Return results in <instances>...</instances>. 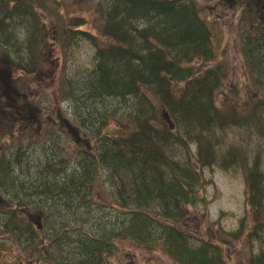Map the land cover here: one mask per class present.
<instances>
[{
  "label": "trees",
  "instance_id": "1",
  "mask_svg": "<svg viewBox=\"0 0 264 264\" xmlns=\"http://www.w3.org/2000/svg\"><path fill=\"white\" fill-rule=\"evenodd\" d=\"M48 5L49 0H0V58L8 73L10 66L20 74L53 66L44 59L56 49L51 53L46 42ZM203 8L197 0H96L94 14L105 40L98 45L86 36L97 48L96 63L60 81L70 85L66 95L74 106L87 110L82 123L93 138L92 144L84 141L86 151H76L72 165L56 144L52 152L39 151L54 118L35 121L34 111L14 113L12 105L0 111V145L5 133L11 137L0 147V236L9 240L1 239L0 246L14 247L3 249L0 264H132L112 260L124 242L158 248L174 264H229L223 244L236 243L247 255L241 264H264V151L248 156L232 138V147L217 154L208 138L215 129L242 132L235 127L244 130L251 123L264 137V101L257 96L256 102L250 97L216 105V89L227 73L221 62L213 63L217 51ZM55 13L64 17L66 10L61 5ZM259 26L243 50L250 75L264 82ZM72 27V38L86 35L79 22ZM7 72L0 71V86ZM26 113V123L15 130L13 116ZM195 141L196 157L189 163ZM240 159L246 215L235 230L213 229L204 218L208 200L200 167L227 168ZM109 178L115 191L106 193L102 183ZM200 203L204 211L195 231L186 217Z\"/></svg>",
  "mask_w": 264,
  "mask_h": 264
},
{
  "label": "rangeland",
  "instance_id": "2",
  "mask_svg": "<svg viewBox=\"0 0 264 264\" xmlns=\"http://www.w3.org/2000/svg\"><path fill=\"white\" fill-rule=\"evenodd\" d=\"M203 8L202 18H206L209 25L212 27L211 34L215 42V48L217 56L214 62H221L225 68L224 71L227 73L224 84L219 86L215 92V103L216 105H222L227 100L229 102L249 100L253 98V102L257 99L254 97L262 95L264 101V82L255 81V78L250 75L252 72L251 64L245 57L242 44L248 42L249 36L255 31H252V25L261 23L259 27L264 28V1L263 0H197ZM94 0H64L62 5L67 10V20L62 16L55 14H49L50 11H45L46 25H58L57 27H64L67 31L71 28L72 24L79 19L81 22V29L85 30L86 35L79 36L75 39L63 38L66 42H59L54 53L50 57L44 55V59L47 63L53 65L49 71L41 69L39 73L20 74L17 69L11 68V72H7V63L3 62L0 58V71L7 72L9 74L8 80L4 82V86H0V111L6 109L7 106L12 105L11 110L20 113L22 111L30 110L31 114L34 111L36 114V120L45 121L46 117L55 118V121L45 126L47 132L44 136V146L39 147L40 153L43 149H51L54 144L58 147V153L62 156H68L69 164L72 165L75 160L74 156L76 151L79 149L85 150L83 143L89 141V144L93 143L91 136H86V127L82 121H84L82 113H87L84 108L73 107V98L70 95H66L70 86L64 87L59 84V81L55 78V73L66 75L67 78H72L74 75H82L84 72L90 71L96 63V47L86 39L87 35H92L96 44L100 45L105 38L101 35L98 30V15H95V8L93 7ZM249 2L250 5L247 4ZM258 3V12L251 10V4ZM49 4L55 8H58V0H49ZM243 4L242 6H237ZM237 6V7H236ZM96 20V21H95ZM259 21V22H257ZM58 23V24H57ZM54 29V27H53ZM255 36V34H254ZM247 37V38H243ZM47 43L49 41H46ZM38 53V50H37ZM10 65V64H9ZM8 65V66H9ZM211 65V64H210ZM55 72V73H54ZM58 86L60 90H55ZM252 101V99L250 98ZM263 103L261 107H263ZM72 109L70 110V108ZM57 108L60 110V121H57ZM264 111V107L262 108ZM15 113V112H14ZM62 114V116H61ZM264 118V112L261 115ZM18 128L21 124L26 123L25 119L29 118L26 113L24 117L18 118ZM29 125V129L32 131L35 128L32 124ZM73 121L81 124L76 126ZM69 122L66 126L65 123ZM262 122V121H261ZM20 124V125H19ZM72 124V125H71ZM63 128V132L58 127ZM256 126V124H255ZM88 129V127H86ZM242 132H238L232 129L226 130H213V137H209V145L216 150L217 154L225 151L229 146V143H233L235 138L238 142L242 143L244 148L249 150V154L258 152L263 154L264 151V137L262 132H259L257 127L251 123L244 130L241 127H235ZM28 129V131H29ZM89 131V129H88ZM95 131V129H94ZM233 132H236L238 136H235ZM52 133L49 134V133ZM32 133V132H30ZM67 135H66V134ZM28 134V132H27ZM261 134V135H260ZM245 137L244 139L242 138ZM3 146L4 143L10 142L11 137L5 133L2 137ZM238 138V139H237ZM83 140V141H80ZM86 141V142H87ZM56 142V143H55ZM34 143H39L38 139L34 140ZM88 143V142H87ZM51 152L53 151V149ZM197 143H190V155L191 157L187 160L189 163L193 162L196 157ZM180 158L183 159L182 152L180 151ZM264 158V157H263ZM233 162V161H232ZM264 170V166L261 167ZM243 159H240L236 164L229 165L227 168H220L216 164L204 166L201 168V174L206 180V200L208 218L204 217L211 223L213 229L221 227L223 230L232 231L238 227V221L240 218L245 217L247 206L245 201L244 193V179H243ZM113 182V181H112ZM103 187L106 188L105 192L115 191L111 187L112 183L108 179H105L102 183ZM2 204V201L0 200ZM186 219L190 227L197 231L196 218L197 215H202L204 211L202 203L195 207H190ZM215 221L218 224L214 223ZM205 227L202 226L199 233L203 236ZM197 233V235H199ZM7 236H0V240L3 239L4 244L9 241ZM8 244V243H7ZM0 246V256H3V252L6 247L12 249L11 245ZM226 255L229 259V264H241L242 261L246 260L247 255L245 251L239 248L236 243L229 244L224 243ZM7 254L17 255L16 252ZM112 260L118 261H129L133 264H174L160 249L153 247H143L132 245L127 242L120 244L119 250L113 255ZM30 261L36 263L35 257L30 256ZM40 264V263H39Z\"/></svg>",
  "mask_w": 264,
  "mask_h": 264
},
{
  "label": "flooded vegetation",
  "instance_id": "3",
  "mask_svg": "<svg viewBox=\"0 0 264 264\" xmlns=\"http://www.w3.org/2000/svg\"><path fill=\"white\" fill-rule=\"evenodd\" d=\"M264 1V0H263Z\"/></svg>",
  "mask_w": 264,
  "mask_h": 264
}]
</instances>
